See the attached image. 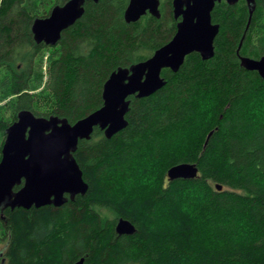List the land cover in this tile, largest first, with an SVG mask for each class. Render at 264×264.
<instances>
[{
    "label": "trees",
    "instance_id": "1",
    "mask_svg": "<svg viewBox=\"0 0 264 264\" xmlns=\"http://www.w3.org/2000/svg\"><path fill=\"white\" fill-rule=\"evenodd\" d=\"M66 1L0 0V94L11 100L0 145L21 111L72 124L98 109L109 74L150 57L179 20L171 0H158V18L128 24V0L85 2L56 45L36 44L33 19ZM210 21V59L191 53L175 73L161 70L162 88L127 98L121 131L106 139L94 128L77 142L83 196L0 212L2 264H264V80L238 60L264 56V0H254L247 27L243 0L216 3ZM180 163H195L196 177L168 181ZM118 218L132 235L115 234Z\"/></svg>",
    "mask_w": 264,
    "mask_h": 264
},
{
    "label": "water",
    "instance_id": "2",
    "mask_svg": "<svg viewBox=\"0 0 264 264\" xmlns=\"http://www.w3.org/2000/svg\"><path fill=\"white\" fill-rule=\"evenodd\" d=\"M97 1L67 0L51 7L45 17L33 19L30 25L33 41L47 47L56 45L60 33L82 15L83 4ZM219 1L171 0L173 19L179 18L173 36L146 60L112 71L101 88V106L74 123L56 117H35L29 111L17 113L15 121L4 131L0 147V212L6 208L59 207L75 196H83L87 185L72 157L77 142L88 140L94 128L106 139L121 131L126 126L127 98L148 97L162 88L165 81L160 76L161 70L175 73L184 57L191 53H196L201 60L210 59L218 31V26L210 21V12ZM224 1L233 5L237 0ZM243 1L247 6V27L254 0ZM146 13L158 18V0H128L123 20L134 23ZM238 60L244 70L256 72L264 80V56L258 59L239 56ZM211 133L206 134L203 146ZM196 174L195 163H180L166 170L168 181L190 180ZM15 186L18 188L13 190ZM214 188L220 190L217 184ZM134 231L128 221L116 220V235L129 236ZM74 264H82V259Z\"/></svg>",
    "mask_w": 264,
    "mask_h": 264
},
{
    "label": "rangeland",
    "instance_id": "3",
    "mask_svg": "<svg viewBox=\"0 0 264 264\" xmlns=\"http://www.w3.org/2000/svg\"><path fill=\"white\" fill-rule=\"evenodd\" d=\"M47 9L46 6H41L39 7V12H45ZM47 57V52H44L43 53V58H42V65H41V72L43 74V77H42V83L45 81L46 77H45V58ZM42 87V84L39 86L38 89H36L34 91V93L38 92ZM33 93V92H31ZM0 115L4 112L6 113H10V106H11V100H10V97L8 96H1L0 94ZM1 146V145H0ZM98 212L101 214V215H104L100 210H98ZM4 242H5V237L3 235V229L2 227L0 226V250L2 249L3 245H4Z\"/></svg>",
    "mask_w": 264,
    "mask_h": 264
},
{
    "label": "flooded vegetation",
    "instance_id": "4",
    "mask_svg": "<svg viewBox=\"0 0 264 264\" xmlns=\"http://www.w3.org/2000/svg\"><path fill=\"white\" fill-rule=\"evenodd\" d=\"M239 0H237L236 2H238ZM220 2H224L225 3V1L224 0H220L218 3H220ZM216 3H214V5H215ZM158 5H159V2H158ZM228 5V4H227ZM170 6H171V2H170ZM214 7V6H213ZM213 9V8H212ZM212 11V10H211ZM149 15V14H148ZM179 18H177L176 20H178ZM175 20V19H174ZM213 24V23H212Z\"/></svg>",
    "mask_w": 264,
    "mask_h": 264
}]
</instances>
